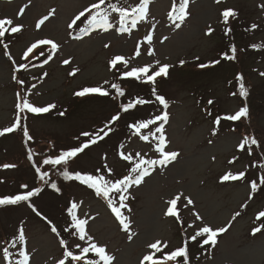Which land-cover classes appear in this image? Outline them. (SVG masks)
<instances>
[{"label":"rangeland","instance_id":"374dc122","mask_svg":"<svg viewBox=\"0 0 264 264\" xmlns=\"http://www.w3.org/2000/svg\"><path fill=\"white\" fill-rule=\"evenodd\" d=\"M96 2L0 0V19L13 21L0 37V130L11 126L18 115L21 117L18 134L13 131L0 136V197L40 188L43 181L38 178L36 167L48 172L47 180L57 170L63 171V165L53 168L44 165L43 159L88 142L90 137L83 133L94 136L104 133L100 129H112L107 143L90 147L72 162L73 172L116 179L123 172L130 174L133 163L141 157L158 159L156 140L151 133L161 122L149 125L139 134L130 125L154 119L153 115L161 112L160 107L154 110L139 105L135 113L111 120L121 105L133 99H155L150 85L122 78L121 73L144 65H152L155 71L156 61L170 65L167 77L157 78L155 87L157 94H165L171 104L161 112L169 115V120L163 123L168 141L166 150L179 155L166 167L157 166L140 185L128 189L133 200L123 208L130 222L127 230L108 203L81 183H72L63 195L46 190L33 199L57 233L26 203L0 206V264H9L3 258L4 247H9L12 253V264L19 258L20 250L29 253L30 264H59L61 259L68 264L70 258L64 256L59 228L64 234L69 230L65 238L61 235L66 239L67 250L74 254L80 253L77 244L86 247L89 243L87 236L85 241L79 240L72 227L68 210L73 203L77 204V217L87 220V235L114 257L112 264H142L143 257L153 251L148 245L156 241L161 242L162 251L154 258H162L183 246L185 240L190 241L195 230L204 225L227 230L218 237L215 246H201L203 238L194 241L189 264H264V217L257 219L258 213L264 211V185L260 184L264 177V76L260 75L264 72V0H190V14L180 27L168 17L172 0H152L146 20L130 31L118 30V13H110L113 27L108 31L92 28L76 32L74 25L69 27L81 11ZM107 2L129 7L139 0ZM227 9L237 15L229 17L230 23L225 25L222 12ZM45 16L48 19L38 28V22ZM16 26H20V31L11 32ZM229 26L235 29L233 39ZM82 27L88 28L87 23ZM148 34L152 35L150 43L146 40ZM39 40H50L58 47L51 51L47 63L32 67L30 61L23 60L24 53ZM227 46L230 50L232 46L237 49L235 62H221L224 60L220 54L227 51ZM138 48L140 54L136 55ZM117 55L128 61L127 69L120 64L118 75L110 65ZM219 59L221 63L213 65ZM21 64L27 67L22 69ZM201 64L209 66L201 68ZM239 71L248 89L247 97L239 95ZM112 83L121 85L124 96L111 88ZM96 86L108 90L109 95L104 98L98 94L75 95L84 87ZM18 93L35 106L55 107L39 115L19 113L16 104L22 101ZM209 100L213 103L209 104ZM245 105L248 116L236 123L222 119L217 125L212 121L211 113L223 117L235 114ZM23 127H27L30 140L24 137ZM143 135L149 139H142ZM245 136L257 143H249L241 150L239 144ZM29 151L33 153L31 161ZM121 153L132 155L133 161L123 159ZM4 164L15 167L6 169L2 167ZM241 171L245 176L240 180H222L228 172ZM253 181L258 185L255 193L251 191ZM24 184L28 189L21 187ZM179 194L182 195L177 201L180 216L177 220L165 212L170 206L168 201ZM185 197L193 203L188 205ZM194 213L202 220H196ZM189 224L193 227L188 228ZM257 226L262 231L253 234L252 229ZM21 228L25 241L12 248ZM165 243L167 247H163Z\"/></svg>","mask_w":264,"mask_h":264},{"label":"snow or ice","instance_id":"6c2138e0","mask_svg":"<svg viewBox=\"0 0 264 264\" xmlns=\"http://www.w3.org/2000/svg\"><path fill=\"white\" fill-rule=\"evenodd\" d=\"M152 2V0H139V3H137L135 6H119L118 3H111L107 2V0H98V2L91 4L90 7L84 9L81 11L72 21V24L69 25V27H72V25L76 24V21L81 20V17H85V14L88 13L86 20L82 21V23L86 22L88 25V28L81 29V31H87L88 29L92 28H100L104 31H108L110 28L113 27V25L110 23V13H118L119 16V31L125 32L130 31L133 28H136L138 22L146 20V18L149 15V5ZM219 2V0H217ZM189 4L190 0H179V4H176V0H172V8L171 11L168 13L169 19L173 21L176 27H180V24L186 20L189 13ZM237 14L232 9H227L222 12L223 22L225 25L229 22V17H235ZM48 17L45 16L42 20H40L37 24V27L39 28L41 24L44 23L45 20H47ZM13 21L11 19H0V37H3L5 35V32L8 31V28L6 25H12ZM253 28L256 27V25H252ZM231 29H228L230 31ZM20 31V26L12 27L11 32H18ZM211 32V29H209V34ZM227 34V33H226ZM167 39V37H165ZM146 40L150 43L152 41V35L148 34L146 36ZM37 44L40 45H46L51 44V48L53 51H55L58 47L57 44L50 40H39L36 43H33L27 51L24 53V58L27 59L28 54L32 52L34 48L37 47ZM107 47V45H105ZM5 49H7V44L4 45ZM252 47H258L257 45H252ZM236 52L237 49L235 46L231 47V55H229L227 52L222 54V57L224 59L228 60H234L236 59ZM139 48L137 49L136 55H139ZM152 51H149V55H152ZM5 55H7V52H5ZM50 58V56H49ZM220 61L217 60L213 63H219ZM45 63H47V60H45ZM64 63H68V61H64ZM158 66L157 70H152V65H144L139 67H132L130 70H125L121 73L122 78H134L137 81L150 85L151 86V92L152 95L155 96L156 101L159 102L160 105H163L165 108L167 107V101L163 95L157 94V89L155 87L157 78L164 76L167 77L168 71L170 68V65L163 64L160 65L159 61L155 62ZM181 64L184 63V61L180 62ZM118 64H123L124 68H128V61L125 59L122 55L115 56L111 61L110 65L112 68H116ZM207 64H201L199 67L205 68L208 67ZM21 68L27 67V65L21 64ZM261 76H264V72L260 73ZM13 79H16L14 76ZM237 81L239 83V95L242 97H247L248 91L245 87L243 77L241 75H237ZM19 83H22V81H18ZM105 83H108L105 81ZM111 88L115 89L117 94L119 96H124V91L121 89V85L119 83H112ZM88 94H99L101 96H108L109 92L106 89H103L102 86H96V87H84L82 90L77 91L75 93L78 97H83ZM235 94V93H234ZM18 99L22 102H18L16 104V108L18 109L19 113H31L35 115L43 114L49 112L52 108L55 107V105L49 104L47 106H35L34 104L30 103L27 97H20L18 94ZM146 103H150V101H146L144 99L137 98L135 100L129 101L127 104L121 105V109L124 112H127L129 109L135 108L137 105H144ZM209 104H212L213 102L209 100ZM249 113L248 107L245 105L241 107L238 111L235 112V114H229L225 115L223 117H217L215 120V123L217 125L220 124L221 119L229 120V121H239L243 117H247ZM63 115V113H61ZM120 119L119 114L113 116L111 118L112 121H117ZM169 120V115L165 111L162 115H157L154 119H149L145 121H141L138 123H134L130 125L131 128L135 129L136 133H141L142 129H148L149 125L156 124L157 121H160L161 124L155 128V132H152L151 135L156 140V148L155 151L159 154L158 159H144L141 157L138 162H134L133 166L130 168V174L124 175L122 178L117 179H108L105 177V175H94L89 173H81L80 171L76 172H70L68 170V164L71 160L76 158L80 153H82L86 148L89 147L90 144L96 143L98 139H102L103 137L99 135V133H96L94 136L90 135L89 133H83L84 136H89L88 142H82L79 146H72L67 150L60 151L55 156H48L47 158H44L42 163L44 165L52 166L55 168L56 166L63 165L64 169L60 173L64 179L66 180H75L79 181L81 184L86 185L89 189L94 190L95 194L97 196H102L107 199L108 206L111 208V211L114 213L116 219L120 222V224L123 226L125 230L129 228L130 222L127 220V218L122 213V208H127V205L124 203V201L127 199V197L124 195L128 191V189L133 185H140L142 182H144L145 177L151 175V172L157 167H166L171 162L175 161L178 157V153L176 151H167V144L168 141L166 139V136L164 135V128L163 123L167 122ZM18 128H21V117L18 115L16 121L9 127L4 128L3 130H0V136L5 135L6 133H12L13 131L17 130ZM24 137L31 139V136L29 135V131L27 127H23L22 129ZM100 132H104V135H107V132L104 131V129H100ZM158 134V135H157ZM144 140H148V135H143L141 137ZM249 143L256 144V139H251L247 136H245L242 140V142L239 144V148L243 150L246 145ZM123 159L128 161H133L132 155H123L121 153ZM139 155V154H137ZM28 159L31 161L33 159V153L31 151L28 152ZM3 168H13L15 165L12 164H4L2 166ZM35 171L38 175V178L43 181L45 184L48 183V181L45 179V177L48 176V172H41L40 167H36ZM111 170L109 169V173ZM245 176V173L243 171L239 172L238 174H233L231 172L226 173L223 177V181H229V180H240ZM260 184L264 185V177L261 178ZM23 189H28V185L24 184L21 185ZM51 187L57 191L59 189L57 188V185L53 182L51 184ZM258 190V185L255 181L251 183V191L255 193ZM40 188H33L31 190H28L26 192H23L21 194H14V195H4L0 197V206L3 205H18L21 202H30L31 198L38 195L40 193ZM112 193L118 194L119 199L118 201L114 200L112 197ZM182 194L177 195L175 198L168 201V204L170 205L165 215L167 216H174L177 218V220H180L179 216V210L177 209V201L181 198ZM187 200V204H192V200L190 198L185 197ZM30 207H33V210L35 211L34 206H32L29 203ZM187 206V205H185ZM76 208L77 204L73 203L71 207L69 208V214L71 215L72 220V227L75 229V234L78 235L79 240L85 241V238L87 236L88 246L81 247L79 244L76 245L77 248H80V254H74L72 251L67 250V243L65 240L61 239L60 244L62 246H65L64 256L70 258L68 264H71L72 261H75L76 264H80L81 261H83V264H112L114 257L109 255L106 251V248L104 246L98 245L96 242H94L93 238L91 236L87 235L86 232V219H79L76 215ZM130 210V209H129ZM39 214V213H37ZM196 220H202V217L199 216L198 213H194ZM236 215H239L237 213ZM260 217H264V211H261L258 213L257 219ZM51 224V222H49ZM193 225L189 224L188 228H192ZM227 229L225 227H221L219 229H213L211 226L204 225L197 230H195L194 234L190 237L191 241H197L198 238H203L201 242V246L203 245H209L215 246L217 243V236L218 234H221L225 232ZM260 229H254V231H259ZM51 231L53 233H57V228L52 225ZM25 241V234L23 231V228L19 230V233L14 240V242L11 244L12 248H16L19 244ZM161 242L156 241L154 243H151L148 245V248L153 250L149 254H146L143 257L142 264L144 262H148V264H166L167 261H172L174 264H180V261L178 258H183L182 264H188L189 261V252H188V240L184 241L183 246L176 248L175 250L171 251L170 253H165L162 258H154L156 256V253H159L162 251V247L160 246ZM163 247H167V244L165 243ZM92 253L95 257L98 259H88V254ZM3 258L5 260L9 261V264H12V261L10 260V257L12 256V253L10 252L9 247H4L2 249ZM18 259H16L15 264H30V255L25 250H20L18 253ZM59 264H65V260L61 259L59 261Z\"/></svg>","mask_w":264,"mask_h":264},{"label":"trees","instance_id":"16d2710c","mask_svg":"<svg viewBox=\"0 0 264 264\" xmlns=\"http://www.w3.org/2000/svg\"><path fill=\"white\" fill-rule=\"evenodd\" d=\"M230 23V22H229ZM229 29H230V26H229ZM229 32V34H230V36L232 37V39H233V36H232V34H235V29H231L230 31H228ZM230 46H227V48H226V50L227 49H230L229 48ZM226 51H223V52H221V56H222V54L223 53H225ZM34 55H36L37 53L36 52H32ZM238 57V56H237ZM237 57H236V59H234V60H228V61H232V62H235L236 60H237ZM223 58V57H222ZM224 59V58H223ZM222 60V59H221ZM221 62H227V61H225V59H224V61H221ZM220 62V63H221ZM238 62V61H237ZM219 63V64H220ZM202 71H204V70H202ZM142 85H147V84H144V83H141ZM246 87V86H245ZM145 89V88H144ZM247 89V88H246ZM247 91H248V89H247ZM151 100V99H150ZM147 101V100H146ZM118 112H120V111H118ZM211 115H212V120L213 121H215L216 120V118L217 117H222V115H213L212 113H211ZM221 121H222V119H221ZM64 169V167L62 168V170ZM62 171H60V170H57L56 172H54L55 173V176H52V177H50V179L48 180V183H49V186L51 187V184L54 182L56 185H57V188H58V182H61V183H65V182H68V180H66V179H64V177L60 174ZM194 241H188V245H187V248H188V252H189V254H190V251L192 252V249H195V248H193L192 247V245L194 244L193 243ZM198 248H199V246H198ZM191 258V257H190ZM179 261H180V264H182V262H183V258H179L178 259ZM170 264H174V262H171ZM188 264H189V261H188Z\"/></svg>","mask_w":264,"mask_h":264}]
</instances>
